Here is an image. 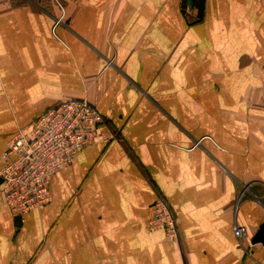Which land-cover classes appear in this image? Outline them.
Masks as SVG:
<instances>
[{"label": "crops", "instance_id": "1", "mask_svg": "<svg viewBox=\"0 0 264 264\" xmlns=\"http://www.w3.org/2000/svg\"><path fill=\"white\" fill-rule=\"evenodd\" d=\"M203 2L198 19L183 0H0V169L64 101L117 135L58 170L39 210L0 195V264H264V0ZM157 198L175 241L148 229Z\"/></svg>", "mask_w": 264, "mask_h": 264}, {"label": "built area", "instance_id": "2", "mask_svg": "<svg viewBox=\"0 0 264 264\" xmlns=\"http://www.w3.org/2000/svg\"><path fill=\"white\" fill-rule=\"evenodd\" d=\"M60 22L56 20L55 26ZM116 140L104 116L88 102L64 101L7 140L1 156L0 195L13 214L39 210L51 202L49 184L58 170L71 164L78 152ZM148 228L161 230L170 240L179 237L176 218L161 198L150 208ZM232 233L238 240L247 237L242 226L235 225Z\"/></svg>", "mask_w": 264, "mask_h": 264}, {"label": "water", "instance_id": "3", "mask_svg": "<svg viewBox=\"0 0 264 264\" xmlns=\"http://www.w3.org/2000/svg\"><path fill=\"white\" fill-rule=\"evenodd\" d=\"M188 1H190L191 5L196 9L197 18L201 19L202 13H203V7H204L203 0H183L182 8L184 10L187 8V2ZM18 219H19V217H18ZM252 243L253 244L264 243V225L260 227V229L257 232V234L252 239Z\"/></svg>", "mask_w": 264, "mask_h": 264}, {"label": "rangeland", "instance_id": "4", "mask_svg": "<svg viewBox=\"0 0 264 264\" xmlns=\"http://www.w3.org/2000/svg\"><path fill=\"white\" fill-rule=\"evenodd\" d=\"M149 229V228H148ZM150 230V229H149Z\"/></svg>", "mask_w": 264, "mask_h": 264}]
</instances>
